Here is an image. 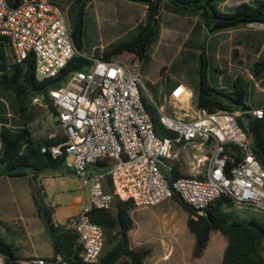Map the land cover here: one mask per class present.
<instances>
[{
	"label": "built area",
	"instance_id": "2783aa9c",
	"mask_svg": "<svg viewBox=\"0 0 264 264\" xmlns=\"http://www.w3.org/2000/svg\"><path fill=\"white\" fill-rule=\"evenodd\" d=\"M248 24L264 27V21ZM0 36L8 40L14 60L32 56L38 79L56 75L73 54L83 55L74 46L65 10L51 0H21L16 6L0 0ZM91 59L82 69L68 70L49 90L65 139L40 146V151L52 155L63 152L64 165L88 182L89 203L65 221L77 234L82 261L96 262L103 244L101 226L90 221L86 211L108 207L114 199H127L135 207L148 206L175 191L195 214H204V207L214 197L227 194L235 203L264 210V168L236 122L240 110L193 107L185 112L184 106H179L185 85L177 82L165 98L178 102L183 116L168 113L151 100L159 123L175 133L172 139L158 136L140 100L138 72L127 69L123 57ZM37 99L31 97V101ZM246 110L254 116L264 115V106ZM171 140H196L202 152L192 154L194 160L188 161L193 173L167 180L161 167L169 171L171 166L164 158L180 156ZM227 142L234 143L236 149L225 147ZM103 158L108 164L87 170ZM27 260L31 264H64L59 254ZM0 264H8L1 252Z\"/></svg>",
	"mask_w": 264,
	"mask_h": 264
},
{
	"label": "trees",
	"instance_id": "16d2710c",
	"mask_svg": "<svg viewBox=\"0 0 264 264\" xmlns=\"http://www.w3.org/2000/svg\"><path fill=\"white\" fill-rule=\"evenodd\" d=\"M89 0H72L76 17L71 23V36L77 50L81 47L82 16ZM144 4V19L135 25L134 34L127 39H117L108 48L102 49L98 56L102 59L123 57L129 59V66L141 65L149 59V46L157 39L159 33V11L161 3L170 6L172 11L182 14H197L207 31L234 27L238 24L264 21V0H241L231 9L221 10L217 0H134ZM21 0H6L8 6H16ZM92 57L73 54L66 65L54 76L38 79L33 70V58L14 60L8 40L0 36V85L14 92L20 125L9 127L0 125V174L9 176L29 175V180L46 172L72 169L63 163V152L52 155L40 151L42 144H56L65 139L62 131L51 136H35L30 127L31 97L39 94L41 101L54 116L55 108L49 96V90L58 85L68 70L82 69L89 64ZM207 58L203 49L198 53V80L195 86V107H204L208 111L218 109L240 110L236 122L248 139V145L254 157L264 168V115L254 116L246 109L250 106L243 100L244 89L234 78L228 91L211 86L205 74ZM130 68V67H129ZM264 70V55L250 64L251 75L256 77ZM140 100L151 118L152 126L158 136L173 138L174 131L165 129L158 121V111L152 101L140 91ZM155 102V101H154ZM156 103V102H155ZM157 104V103H156ZM236 149L232 142L225 147ZM108 164L106 158L97 159L95 166ZM63 171V172H64ZM167 180L183 172L177 162L172 163L168 173H163ZM42 187L31 188V200L36 213L46 230L51 256L59 254L64 264H145L148 249L133 248L128 245L127 230L131 226L129 210L131 201L114 199L108 207H90L86 214L90 221L101 226L103 244L96 262H84L79 251L80 244L74 230L52 219L53 208L43 201ZM170 198L186 211V227L192 233L191 257H199L207 244L210 230H217L224 236L220 264H264V217L238 218L230 216L221 206L231 201L227 194L214 197L205 207L204 214H195L194 209L185 203L177 192L172 191ZM195 215V217L193 216ZM66 221V220H65ZM0 252L8 264H31L15 253L13 247L0 239ZM24 261H21L23 260Z\"/></svg>",
	"mask_w": 264,
	"mask_h": 264
},
{
	"label": "rangeland",
	"instance_id": "374dc122",
	"mask_svg": "<svg viewBox=\"0 0 264 264\" xmlns=\"http://www.w3.org/2000/svg\"><path fill=\"white\" fill-rule=\"evenodd\" d=\"M59 4L66 13L67 20H75L76 11L72 0H51ZM241 0H217L221 10L231 9V5ZM251 2V0H248ZM159 11V33L157 39L149 46V59L141 65L129 66V59H123L126 68L138 72L141 91L158 105L165 103L163 95L168 87L181 82L189 87L192 94L189 99L191 108L195 107V86L198 80V53L203 49L207 58L205 74L208 83L224 91L232 87L236 78L244 89L243 100L251 107L264 106V70L256 77L251 75L250 64L264 55V27L258 24H238L234 27L207 31L197 14H181L161 3ZM144 19V4L134 0H89L82 16V36L79 52L89 57H96L102 49L108 48L117 39H127L135 32V25ZM130 67V68H129ZM36 101H30L31 112L29 127L35 136L62 131L43 104L39 94ZM6 104L11 113V124H19L17 104L14 92L0 85V106ZM167 112L182 115L178 106H166ZM171 145L180 153L178 159L164 158L165 163L177 162L180 169L193 173L192 154L199 155L201 147L196 140L176 142ZM185 155L186 159L182 160ZM163 173L167 169L161 167ZM57 171V172H55ZM46 171L28 184L23 179L10 178L0 180V239L9 243L16 254L30 259L50 254L49 237L36 213L31 200V188L42 187L43 201L53 208L52 219L63 224L70 213L84 202L88 204V182L73 172L58 173ZM50 172V173H49ZM221 208L230 216L238 218H263L264 210H258L246 203L229 201ZM143 218L136 214L131 218L146 228L143 236L152 238H171L172 227H162L159 220H166L175 225L183 235L179 244L174 245L173 252L165 257L153 253L147 258L151 264H220L224 236L217 230H210L207 245L199 257H190L185 235L191 236L184 220L186 211L172 198L166 197L154 206L141 209ZM149 222V223H148ZM180 234V233H178ZM49 257V256H41ZM21 261H24L21 260Z\"/></svg>",
	"mask_w": 264,
	"mask_h": 264
},
{
	"label": "crops",
	"instance_id": "0c3cea01",
	"mask_svg": "<svg viewBox=\"0 0 264 264\" xmlns=\"http://www.w3.org/2000/svg\"><path fill=\"white\" fill-rule=\"evenodd\" d=\"M234 5V4H233ZM231 5V7L233 6ZM182 14V13H181ZM181 83H183V81H181ZM184 84V83H183ZM173 85V84H172ZM172 85H170L168 87V90L166 92V94L168 93L169 89L172 87ZM185 85V84H184ZM192 94V91L189 89V87H187L185 85V92L183 93V95L181 96V98L179 99V106H184L185 108V112H191L192 108L190 106V103H189V99H190V96ZM41 99V97H40ZM163 100L165 103L163 104H160L159 107L164 109L165 111H167L166 109V106H170V107H175V106H178V102L176 101H173L171 102L169 100V98H165V95H163ZM44 104V103H43ZM45 105V104H44ZM158 105V104H157ZM29 111V110H28ZM49 111V110H48ZM17 112V110H16ZM30 112V111H29ZM50 113V112H49ZM168 113H172V112H168ZM172 114H175V113H172ZM11 115V113L7 110V107H6V104H3L0 106V125H6V126H9V127H16V126H19L20 125V119L18 117V113H17V118H18V121H19V124H16V125H12L11 124V117L9 116ZM30 115H31V112H30ZM176 115V114H175ZM178 116H183V112H182V115H178ZM31 118L32 116L30 117V120L31 121ZM54 118V121L58 124L56 118H55V115L53 116ZM59 125V124H58ZM60 126V125H59ZM61 127V126H60ZM62 129V128H61ZM53 133H49L47 135H39V136H51ZM186 158H183L182 160H184ZM174 163V162H172ZM172 163H170V166H172ZM96 167L94 166V164H90L87 166V170L88 171H93L95 170ZM50 172H54V171H51ZM49 172V173H50ZM57 172V171H55ZM65 172V171H64ZM72 172V171H71ZM58 173H63L61 170L58 171ZM43 174V173H42ZM41 175V174H40ZM40 175H38L36 179H38V177H40ZM10 178H18V179H23L25 181L26 184H28V179H29V175H25V176H9V175H6V174H3L1 173L0 174V180L2 181H7L8 179ZM31 180V179H30ZM105 189H107V187H105ZM165 199V198H164ZM163 200V199H162ZM161 200V201H162ZM175 201V200H174ZM160 202V201H159ZM158 202V203H159ZM176 202V201H175ZM177 203V202H176ZM85 203L82 202L79 206L78 209H75L73 210L70 214H73L75 212H77L78 210H80V208L84 205ZM157 204V203H156ZM156 204H153V205H148V206H154ZM178 204V203H177ZM179 205V204H178ZM180 206V205H179ZM143 207H146V206H139V207H135L133 206L130 210H129V214H130V217H131V213L133 214H136V217L139 218L140 217V220H146V221H151L150 219H147V218H143L142 214H141V211L139 209L143 208ZM181 207V206H180ZM186 219V217H185ZM140 220H136L134 221L132 218H131V226L130 228L127 230V238H128V245L130 247H133V248H138V247H144V248H147L148 249V254L146 255V257L144 258V263L145 264H150L149 263V260L147 262V258L153 254V253H158L160 254L159 256L161 257H165L166 255H170L172 252H173V249H174V245H177L179 244L180 240H179V236L180 235H183L184 233L181 231L179 232L178 228L175 226V225H172V224H169L168 225V222L166 220H159V222L161 223V226L162 227H166L168 226L167 230L169 231L170 227H172V231L171 234V238L173 239L170 240L169 237L168 238H159V239H156V238H152V239H149V238H145L143 236V233L145 231L146 228H144L141 223L139 222ZM149 223V222H148ZM184 225L186 227V223H185V220H184ZM186 229L188 230V228L186 227ZM189 231V230H188ZM190 232V231H189ZM180 233V234H178ZM191 233V232H190ZM186 237V243H184V246L187 245L188 246V253L190 255V248H191V243H192V239H193V236H192V233H191V236L189 235H185ZM208 241V240H207ZM207 245V244H206ZM206 247V246H205ZM205 249V248H204ZM50 254H51V250H50ZM50 254H44V255H41V256H50ZM202 255V254H201ZM200 255V256H201ZM191 257V256H190ZM152 264V263H151Z\"/></svg>",
	"mask_w": 264,
	"mask_h": 264
}]
</instances>
